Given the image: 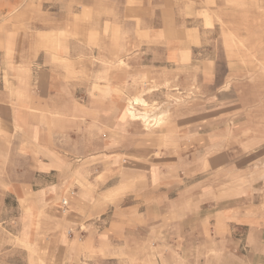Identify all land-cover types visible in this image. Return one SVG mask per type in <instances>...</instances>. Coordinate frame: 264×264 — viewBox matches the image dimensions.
Segmentation results:
<instances>
[{
  "label": "crops",
  "instance_id": "0c3cea01",
  "mask_svg": "<svg viewBox=\"0 0 264 264\" xmlns=\"http://www.w3.org/2000/svg\"><path fill=\"white\" fill-rule=\"evenodd\" d=\"M2 33L0 264H264V195L255 179L231 178L220 195L212 182L201 193L193 187L201 170L191 157L168 155L167 133L155 137L164 146L138 142L143 136L125 108L137 96L134 72L79 65L89 49L74 43L67 56L77 63L64 81L53 68L27 66L20 40L11 50ZM190 57L182 50L172 56ZM230 132L226 147L234 144ZM65 135L73 139L67 148L59 141ZM218 137L211 132L210 144L232 174L234 147L217 149ZM123 138L132 145L123 148ZM243 143L248 155L264 154V133ZM219 159L211 157L214 169ZM175 187L180 193L171 197Z\"/></svg>",
  "mask_w": 264,
  "mask_h": 264
},
{
  "label": "rangeland",
  "instance_id": "374dc122",
  "mask_svg": "<svg viewBox=\"0 0 264 264\" xmlns=\"http://www.w3.org/2000/svg\"><path fill=\"white\" fill-rule=\"evenodd\" d=\"M1 32L8 33L11 50L20 40L27 66L43 73L53 68L64 81L77 63L67 56L74 43L89 49V57L77 59L79 65L110 66L128 77L134 72L137 96L125 108L143 136L138 142L163 145L155 137L167 133L168 155L178 162L191 157L201 170L193 182L201 193L217 182L218 194H225L228 181L248 175L264 195L263 150L251 155L243 150L247 134L264 133V0H0ZM178 50L192 57L175 60ZM58 125L68 128L67 122ZM226 128L234 136L228 147ZM213 131L223 145L217 149L234 147L228 155L232 174L226 172V155L215 154L210 144ZM59 141L67 148L73 139L65 135ZM131 145L130 138L122 139L123 148ZM215 155L222 160L214 169ZM174 189L171 197H178L180 189Z\"/></svg>",
  "mask_w": 264,
  "mask_h": 264
},
{
  "label": "built area",
  "instance_id": "2783aa9c",
  "mask_svg": "<svg viewBox=\"0 0 264 264\" xmlns=\"http://www.w3.org/2000/svg\"><path fill=\"white\" fill-rule=\"evenodd\" d=\"M73 194H74V192H73ZM63 204L66 207L65 208V210H66L68 208V206H69V199L68 198L63 199Z\"/></svg>",
  "mask_w": 264,
  "mask_h": 264
}]
</instances>
